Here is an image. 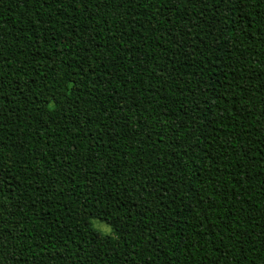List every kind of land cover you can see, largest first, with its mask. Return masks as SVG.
Wrapping results in <instances>:
<instances>
[{"label":"trees","instance_id":"trees-1","mask_svg":"<svg viewBox=\"0 0 264 264\" xmlns=\"http://www.w3.org/2000/svg\"><path fill=\"white\" fill-rule=\"evenodd\" d=\"M0 264H264V0H0Z\"/></svg>","mask_w":264,"mask_h":264},{"label":"rangeland","instance_id":"rangeland-1","mask_svg":"<svg viewBox=\"0 0 264 264\" xmlns=\"http://www.w3.org/2000/svg\"><path fill=\"white\" fill-rule=\"evenodd\" d=\"M91 223L102 235H111V229L105 223L100 222L99 220H92Z\"/></svg>","mask_w":264,"mask_h":264}]
</instances>
